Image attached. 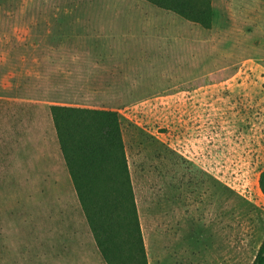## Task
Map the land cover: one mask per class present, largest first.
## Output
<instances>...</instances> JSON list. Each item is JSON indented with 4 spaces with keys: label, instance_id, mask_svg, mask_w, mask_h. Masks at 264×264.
Returning a JSON list of instances; mask_svg holds the SVG:
<instances>
[{
    "label": "rangeland",
    "instance_id": "374dc122",
    "mask_svg": "<svg viewBox=\"0 0 264 264\" xmlns=\"http://www.w3.org/2000/svg\"><path fill=\"white\" fill-rule=\"evenodd\" d=\"M211 2V27L186 20L167 64L155 49L129 55L131 78L99 73L87 89L0 85V264H106L53 104L121 114L147 264H252L264 237V17L256 0Z\"/></svg>",
    "mask_w": 264,
    "mask_h": 264
},
{
    "label": "crops",
    "instance_id": "0c3cea01",
    "mask_svg": "<svg viewBox=\"0 0 264 264\" xmlns=\"http://www.w3.org/2000/svg\"><path fill=\"white\" fill-rule=\"evenodd\" d=\"M255 5L264 17V0ZM185 21L147 0H0L1 88L64 81L63 88L87 89L99 73L131 78L129 55L160 49L167 64Z\"/></svg>",
    "mask_w": 264,
    "mask_h": 264
},
{
    "label": "trees",
    "instance_id": "16d2710c",
    "mask_svg": "<svg viewBox=\"0 0 264 264\" xmlns=\"http://www.w3.org/2000/svg\"><path fill=\"white\" fill-rule=\"evenodd\" d=\"M210 28L211 0H147ZM59 148L76 195L106 264H147L122 135L112 109L50 105ZM258 184L264 195V169ZM264 264V237L252 261Z\"/></svg>",
    "mask_w": 264,
    "mask_h": 264
}]
</instances>
